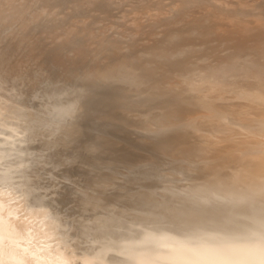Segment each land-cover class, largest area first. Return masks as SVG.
I'll return each instance as SVG.
<instances>
[{
	"label": "bare ground",
	"instance_id": "obj_1",
	"mask_svg": "<svg viewBox=\"0 0 264 264\" xmlns=\"http://www.w3.org/2000/svg\"><path fill=\"white\" fill-rule=\"evenodd\" d=\"M255 18H264V0H0V260L264 264V22L257 32L232 29ZM97 21L135 40L106 34L107 24L91 30ZM223 42L249 43L251 59L223 63L217 53L222 59L182 88L210 95L226 85L227 120L219 123L214 109L182 100L169 84L183 57L216 54ZM22 47L29 62L32 52L46 56L38 70L23 69ZM86 123L96 131L79 138ZM106 124L151 134L154 157L112 155L118 138ZM223 140L243 160L231 162ZM77 161L120 162L137 192L117 206L89 199L82 178L93 184L97 175L81 177Z\"/></svg>",
	"mask_w": 264,
	"mask_h": 264
},
{
	"label": "rangeland",
	"instance_id": "obj_2",
	"mask_svg": "<svg viewBox=\"0 0 264 264\" xmlns=\"http://www.w3.org/2000/svg\"><path fill=\"white\" fill-rule=\"evenodd\" d=\"M120 9V8H119ZM119 9L118 10H116L115 12H117V11H119ZM92 11V10H91ZM92 13H93V11H92ZM85 17V16H84ZM85 19H88V18H86L85 17ZM253 21L252 22H247L246 20H243L242 22H239V23H241V24H235L234 26L235 27H232V29H235V30H240V31H242V32H257L258 30H261V27H259L260 25V23L261 22H264V18H261V19H252ZM98 22V27H96V26H91L92 28H91V30H96L97 31V29H98V31H104L106 28H103V26L105 27L106 26V24H107V26L109 27V28H107V29H109V30H112V31H110V32H108L107 33V31H106V34H110V35H113V37L114 38H117V39H119V40H122L123 42H124V40H125V42H124V44H129V43H131V39L133 38V41L135 40V38L134 37H132L131 35H129V32L127 31V33H123L124 31H121V29L119 30V28L117 29V27H115V24H113V23H110L109 24V22H104L103 23V21H97ZM100 22H101V24H103V25H101L100 24ZM105 24V25H104ZM109 24V25H108ZM111 24H113V25H111ZM246 24V25H245ZM242 25H244V26H242ZM101 26V27H100ZM106 26V27H107ZM111 26V27H110ZM113 26V27H112ZM246 26H248V27H246ZM96 27V28H95ZM115 27V28H114ZM250 27V28H249ZM252 27V28H251ZM256 27V28H255ZM103 28V29H102ZM112 28V29H111ZM100 29H102V30H100ZM113 30H118L119 32H117V33H115V31L113 32ZM115 34H113V33ZM125 32H126V30H125ZM122 33H123V36H122ZM121 35V37H119V36H117V35ZM127 35H129V37L127 36ZM124 36H127V37H125V39L123 40V37ZM134 36V35H133ZM119 37V38H118ZM126 38H127V40H126ZM127 41H130L129 43H127ZM132 41V42H133ZM139 42H142V41H139ZM246 46H249V43H247L246 44ZM245 46V48L244 49H240L239 47H237L236 46V48L232 45V44H230V45H228V43H226V42H223V49L222 50H216V54L215 53H208V54H204V53H196V54H192V53H190V54H188L186 57H183L182 59H181V62H180V64L178 65V67L177 68H175V69H173V73L175 74H173V75H171L172 76V78H171V81H170V83L171 84H169L170 85V88H171V90H172V92H174L175 90H177V91H179V97L183 100V99H190V100H195V101H203V103H205L206 105H208L209 106V108H212V109H214L215 111H216V113H217V118H218V122L219 123H221V122H225L226 120H227V111H228V107H229V103L227 102V98H228V95L230 94V89L225 85V87L223 86V90H219V92H216V93H211L210 95H209V93H206V94H202V93H204V92H206L205 90L207 89V87L206 88H204V90H203V87H202V89H201V87H200V92L198 91H194L195 93H198V94H192L193 93V91H191L190 90V88H189V90L187 89V90H183L182 88H188L189 87V85H188V78H189V76L192 74V73H195V72H197L198 70H200L201 68H203V67H207V66H212L213 64H215L216 62H218V61H220L222 58L220 57V56H218L217 55V53H219V54H221V55H223V63L224 62H227V61H234V60H237L238 59V61H240V60H248V59H251V55H250V49H249V47H246ZM23 48V49H22ZM20 50L22 51V53H20L19 55L21 56V57H25L24 59H23V62H21L22 64H23V69H25V71L26 70H29V71H27V72H29V73H32L33 72V70L35 69H37L38 70V67L36 68V66H38L39 64H40V62H43V59H41V58H45L46 56H43V57H39L38 58V56H37V53H36V51L35 52H32L33 54H34V56H35V58L33 59V58H30V62L28 61L29 60V57H26V56H24L25 55V53L24 52H26V51H24L23 52V50H25L24 49V47H22ZM226 49H228V51L226 50ZM234 49V50H233ZM19 50V51H20ZM242 50V51H241ZM20 51V52H21ZM226 53H225V52ZM239 52V53H238ZM226 54V55H225ZM230 54H232V55H230ZM235 54V55H234ZM192 55H194V56H192ZM19 56V57H20ZM227 56V57H226ZM204 57V58H203ZM28 58V59H27ZM246 58V59H245ZM39 59H40V62H39ZM212 59V60H211ZM255 61H257L258 62V59L257 58H253ZM31 60H33V64H32V61ZM26 61V62H25ZM28 61V62H27ZM37 61V62H36ZM35 62V63H34ZM27 63H28V65H27ZM38 63V64H37ZM26 66V67H25ZM33 67V68H32ZM34 70V71H35ZM188 87H187V86ZM131 87H134V85H132ZM176 88V89H175ZM181 88V89H180ZM185 88V89H186ZM199 89V88H198ZM197 89V90H198ZM182 91H185V92H183L182 93ZM191 93H190V92ZM204 91V92H203ZM187 92V93H186ZM188 92L190 93L188 96H187V94H188ZM223 92V93H222ZM225 92V93H224ZM174 93H176V92H174ZM199 93H201V94H199ZM177 94V93H176ZM183 94V95H182ZM218 94L219 95H225V97L223 98L224 100H220V99H214V96H218ZM184 95H186V96H184ZM195 96V98H194V96ZM198 95V96H197ZM205 96V97H204ZM189 97V98H188ZM191 97V98H190ZM227 97V98H226ZM226 98V99H225ZM222 99V98H221ZM219 102H218V101ZM213 101H215V104L214 103H212ZM217 101V102H216ZM224 102V103H223ZM227 103V105H226V103ZM212 103V104H211ZM223 104V105H222ZM213 105V106H212ZM220 105H222V106H224V107H222V106H220ZM215 108H217V109H215ZM222 109H227V110H223V111H221V112H219V110H222ZM220 113V114H219ZM79 123V122H78ZM79 127H82V126H79ZM99 127H101V129L103 130V128L105 127L104 125H102V126H99ZM110 127V128H109ZM93 127H91V124H89V123H86V125H84L83 126V132H84V134H82V135H79V138H87V137H90V136H92V134H93V132L92 131H96V130H94V129H92ZM115 128H118V129H120V130H118V129H115ZM124 128V129H123ZM89 129H91V130H88ZM113 131H112V130ZM115 129V130H114ZM133 130V131H132ZM88 131V132H87ZM105 133H107V134H112L113 136H111V135H109V136H111V137H114V138H118L117 139V141L115 142V149H114V151L112 152V155H115V156H123L122 154H124V151H125V154H124V156L126 157V158H128L129 160H135V159H137V160H139V159H144V160H148L149 159V155L148 154H150L151 156L153 155V152L152 151H154L155 149H154V139L151 137V136H149V135H151V134H146V133H144L143 134V132H141L140 130H136L135 128H134V126L132 127L131 125H126V126H124V125H120V124H110V125H107L106 124V127L104 128V130H103ZM127 131H130V132H127ZM135 131V132H134ZM140 133H139V132ZM213 131H215V130H212V132ZM90 132V133H89ZM116 132V133H115ZM118 133V134H117ZM126 133V134H125ZM131 136H129L128 134ZM172 133V132H171ZM215 133H218V134H220L218 131H216ZM122 134V135H121ZM125 134V135H124ZM136 134V135H135ZM241 134L240 133H238L237 134V136H240ZM140 136V137H139ZM143 136V137H142ZM137 137V138H136ZM128 138V139H127ZM130 138V139H129ZM132 138V139H131ZM145 138V139H144ZM119 139H121V140H119ZM125 139V140H124ZM135 139V140H134ZM132 140V141H131ZM143 140V141H142ZM152 140H153V142H152ZM122 141V142H121ZM139 141V142H138ZM126 144H125V143ZM141 142V143H140ZM223 144H226L228 141H225V140H223ZM226 142V143H225ZM120 143V144H119ZM131 143V144H130ZM135 143V144H134ZM136 143H140V145L142 146V148H141V146H138L139 144H136ZM125 144V145H124ZM128 144V145H127ZM229 146H230V144L231 143H227ZM130 145V146H129ZM135 145H136V147H135ZM148 145L150 146V148L151 149H148V150H151V151H148L147 150V148L146 147H148ZM232 145V144H231ZM133 147H135L136 149H132ZM120 148V149H119ZM131 148V149H130ZM149 148V147H148ZM117 149V150H116ZM138 149H139V151H138ZM140 149L141 150H143V151H140ZM223 149L227 152V154H228V158H229V160L231 161V162H234V163H238V162H240L241 160H243V156H241V154L238 152V151H236L235 150V148L233 147V146H230V147H228L227 145H223ZM147 150V151H146ZM119 152H123V153H120L119 154ZM144 152H146V153H144ZM99 153V152H98ZM116 153V154H115ZM100 154V153H99ZM119 154V155H118ZM130 155V156H129ZM102 156H103V154H102ZM114 156V157H115ZM139 156V157H138ZM152 157H154V156H152ZM155 159H157V157L155 156ZM78 162V161H77ZM119 164H112L111 163V165L109 166L107 163V167H104V166H106L105 165V163L102 165L104 168V170H107V171H104L102 168H99L100 166H101V164H99V165H94V167H88L89 165H87V167L86 166H83L82 167V165L80 164V162H78V163H74V164H76V165H74L73 164V166H74V168H75V170L77 171V169L80 171V174H82V176L81 177H84V176H89V174H85V171L84 170H88V171H94V173H96V175H97V178H96V181L97 182H93V184H89L90 182L89 181H87L86 182V180H88V178L86 179L85 177L84 178H82L83 180H82V186H83V189H84V186H85V189H87V190H83L82 189V187H81V189L83 190V192H85V194L89 197V199H94L96 202H98L99 204H103V205H107V203H109L110 202V204H112V205H115V206H117V205H120V203H123V200H121V199H123L124 198V196L126 195H131V194H133V191L135 190V192H137L136 191V183L134 182V185H133V181H134V179L130 176V173H127L126 172V170H127V168H125L120 162H118ZM88 164H90V166L91 165H93V164H91V163H88ZM95 166H96V169H94L95 168ZM99 166V167H98ZM101 166V167H102ZM112 166V167H111ZM114 166H116L115 168H114ZM123 166V167H122ZM235 167H236V165H235ZM93 168V169H92ZM97 168H98V170H97ZM110 168V169H109ZM99 169H101V170H99ZM109 169V170H108ZM112 170V171H111ZM232 168L230 169V171L228 172V176H229V178L231 177H234V174H233V172H232ZM97 171V172H96ZM101 173H100V172ZM112 173H111V172ZM113 171H117V172H113ZM105 172V173H104ZM107 172H109L108 174H106ZM102 173L104 174V176L102 175ZM123 173V174H122ZM124 173H126V174H124ZM230 173V174H229ZM105 175H107V176H105ZM119 175V176H118ZM126 175H129V176H126ZM111 178H110V177ZM123 176H125V177H123ZM227 176V177H228ZM105 177V179L107 180V182H106V180L105 179H103ZM109 177V178H108ZM123 177V178H122ZM76 178L77 179H79L80 181H81V179H80V176L79 175H77L76 176ZM100 178V179H99ZM130 178V179H129ZM131 178H132V180H131ZM110 179H111V181H113V184L117 187V185H119L118 187H117V190L119 189V191L118 192H116L117 190H114V189H111V187H115L113 184H112V182H110ZM112 179H114V180H112ZM117 179V180H116ZM119 179V180H118ZM235 179V178H234ZM99 180V181H98ZM100 180H103V182L102 181H100ZM105 180V181H104ZM117 181V183H116V181ZM127 180V181H126ZM128 180H129V182H128ZM229 180H233V179H229ZM110 182V185H109V182ZM132 181V182H131ZM89 182V183H88ZM106 182V183H105ZM115 182V183H114ZM87 183V184H86ZM121 183V184H120ZM98 184V185H97ZM107 186H106V185ZM113 186H112V185ZM90 185V186H89ZM121 185H124L125 186V188L127 187V186H129L128 188H127V190L126 189H124L123 190V188H124V186H121ZM97 186V187H96ZM108 186H110V187H108ZM120 186H121V188H122V190H121V188H120ZM131 187V188H130ZM132 187H133V189L134 190H132ZM135 187V188H134ZM102 188H104V189H102ZM98 189H99V191H98ZM105 189H106V191H105ZM110 189L112 190V192L110 191ZM89 190V191H88ZM105 192H104V191ZM107 190L112 194H108L109 192H107ZM91 191V192H90ZM95 191L97 192V194H95ZM120 191L122 192V193H120ZM125 191V192H124ZM88 192H90V193H88ZM132 192V193H131ZM134 192V193H135ZM98 193H101V194H98ZM107 193V195H106V197H104L105 196V194ZM129 193V194H128ZM103 194H104V196H103ZM114 194V195H113ZM115 194H116V196H115ZM123 194V195H122ZM112 197H111V196ZM122 195V196H121ZM96 196H102L103 198H101V197H96ZM114 196V197H113ZM125 196V197H126ZM91 197V198H90ZM95 197V198H94ZM116 197H118V198H116ZM100 198V199H99ZM110 198V199H109ZM113 198V199H112ZM115 198H116V200H118L116 203H115ZM102 199V200H101ZM93 200V201H94ZM100 200L102 201V202H100ZM115 200V201H114ZM105 201L107 202V201H109V202H107V203H105ZM114 201V202H113ZM104 202V203H103ZM111 202H113V203H111ZM109 205V204H108Z\"/></svg>",
	"mask_w": 264,
	"mask_h": 264
},
{
	"label": "snow or ice",
	"instance_id": "obj_3",
	"mask_svg": "<svg viewBox=\"0 0 264 264\" xmlns=\"http://www.w3.org/2000/svg\"><path fill=\"white\" fill-rule=\"evenodd\" d=\"M3 216H4V212L2 208H0V247L3 246V242H4ZM0 264H4V262L0 260Z\"/></svg>",
	"mask_w": 264,
	"mask_h": 264
}]
</instances>
